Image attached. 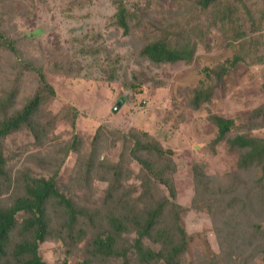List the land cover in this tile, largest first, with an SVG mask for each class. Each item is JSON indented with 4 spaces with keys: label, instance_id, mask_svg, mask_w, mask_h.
<instances>
[{
    "label": "rangeland",
    "instance_id": "rangeland-1",
    "mask_svg": "<svg viewBox=\"0 0 264 264\" xmlns=\"http://www.w3.org/2000/svg\"><path fill=\"white\" fill-rule=\"evenodd\" d=\"M122 1L129 33L118 25L119 0H0V21L21 51L17 61L0 53V109L14 87L12 111L22 108L38 90V71L60 92L36 114V128L3 138L0 206L24 193L27 175L59 176L82 214L71 225L64 205L47 202L40 254L49 264H264V165L246 163L249 148L232 142L264 138V0H244L227 20L221 6L204 11L199 0ZM161 39L191 42V60L140 55ZM215 115L236 122L223 137ZM132 127L164 144L163 165L149 170L121 134L109 138ZM160 207V224L187 239L170 262L141 261L133 227L117 254L96 244L109 212L131 218ZM152 237L146 244L168 241Z\"/></svg>",
    "mask_w": 264,
    "mask_h": 264
},
{
    "label": "trees",
    "instance_id": "trees-1",
    "mask_svg": "<svg viewBox=\"0 0 264 264\" xmlns=\"http://www.w3.org/2000/svg\"><path fill=\"white\" fill-rule=\"evenodd\" d=\"M119 3L118 25L129 33L131 26L130 21L127 20L128 9L122 0H119ZM212 4L221 6L215 11H221L226 20L235 17L240 6L245 5L244 0H199V6L204 11H207ZM5 29L4 23L0 21V53L16 56L17 61L21 51L17 47V41L10 37ZM188 43L190 45H183L185 43L182 42L178 46H174L172 42L166 39L152 40L142 47L140 55L156 64H177L191 60V42ZM38 72L40 73L38 90L22 108L12 111L17 104L18 91L16 87L12 88L1 101L4 108L3 110L0 109V177L4 173V164L6 163L1 148L3 138L24 126L36 128V114L42 108H47L51 98L60 94L58 89L49 81L47 73ZM214 117L217 121L220 137H223L236 125L234 119L222 115H215ZM42 128H45V125L38 120V129ZM119 134L124 137L126 148L130 149V153L138 156L137 160L143 162L149 170H154L155 161L161 165L166 162L165 146L151 132L137 127H132L130 131L117 129L110 131L109 138ZM232 142L249 148L245 159L246 163L256 160L263 162L264 165V138L241 134L236 136ZM67 153L68 151L65 156H68ZM57 177L59 176L27 175L24 193L19 195L10 205L0 206V264H49L41 256L40 246L50 234L46 210L47 202L50 200L56 199L68 209L71 225L79 220L82 213H79L73 201L60 190ZM162 212L161 207L148 209L144 212L135 213L131 218L109 212L107 226L100 232L95 242L101 248H109L110 255L117 254L118 251L114 247L125 239V233L133 227L136 230V238L132 247L136 249L141 261L153 262L164 259L170 262L171 258L183 249L187 239L180 227L179 235H177L173 229L160 224ZM22 214L24 215L23 219H20ZM155 232L166 235L168 238V241H165L161 248L145 242L146 239H150L156 243L157 241L152 237ZM17 233L20 234L19 240L16 239ZM79 264H89V262L84 261Z\"/></svg>",
    "mask_w": 264,
    "mask_h": 264
},
{
    "label": "water",
    "instance_id": "water-1",
    "mask_svg": "<svg viewBox=\"0 0 264 264\" xmlns=\"http://www.w3.org/2000/svg\"><path fill=\"white\" fill-rule=\"evenodd\" d=\"M121 104H122V101H119V103H118L117 107L115 108V110H118V108L121 106Z\"/></svg>",
    "mask_w": 264,
    "mask_h": 264
}]
</instances>
